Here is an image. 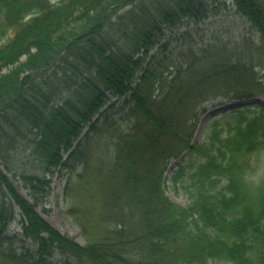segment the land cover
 <instances>
[{
    "label": "trees",
    "instance_id": "obj_1",
    "mask_svg": "<svg viewBox=\"0 0 264 264\" xmlns=\"http://www.w3.org/2000/svg\"><path fill=\"white\" fill-rule=\"evenodd\" d=\"M231 1L258 43L167 38L226 0H0V158L28 129L35 163L82 186L71 212L84 236L38 212L48 175L21 174L25 197L0 170V264H264V180H246L264 153V106L192 141L207 103L264 96V0ZM186 152L172 177L190 196L181 207L165 174ZM17 209L34 251L7 234Z\"/></svg>",
    "mask_w": 264,
    "mask_h": 264
},
{
    "label": "rangeland",
    "instance_id": "obj_2",
    "mask_svg": "<svg viewBox=\"0 0 264 264\" xmlns=\"http://www.w3.org/2000/svg\"><path fill=\"white\" fill-rule=\"evenodd\" d=\"M192 30L194 39L204 42L215 37H223L231 41H237L246 37L252 43L259 42V35L251 27L250 23L238 14L236 7L231 0H226L225 4L214 14L207 18L195 21L192 19H183L178 27L167 33L168 39H177L185 33V31ZM176 45V44H174ZM264 62V61H263ZM259 76L264 75V66L257 68ZM67 94V92H66ZM235 99H220L212 101L203 106L199 112V118L192 122L194 128L193 143H204L209 140L212 135L213 128L211 124L214 120L218 122L217 131H222L223 136L226 135L229 126L239 122L240 114L252 117L256 113H260L264 106V96H257L246 101V105L240 108L239 112H226L225 108L234 103ZM122 115H129V111L125 110ZM31 135L28 129H23L22 135L18 136L19 143H15L16 149L13 150L10 157L1 156L0 170L8 176L9 180L19 189L21 195L27 197V191L23 188V180L21 174L44 176L51 179L50 195L47 198V203L44 207H39L38 212L41 217L48 221L54 228L64 234H68L74 238L78 243L84 244V236L82 235L80 222L83 219L82 214L75 215L71 212L74 203L73 192L78 191V186L75 191L72 189L73 185H68L70 177L67 173L59 170H54L52 173L46 174L43 169L35 163L34 157L31 155ZM33 138V137H32ZM8 147V146H7ZM15 148V146H14ZM188 153H184L177 160H172L168 166L165 177L167 179L166 194L167 196L181 207H187L190 203V196L187 192L185 184L174 185L172 177L177 169V165L184 161ZM190 168H188L189 171ZM247 183L256 188L264 180V153L255 159V168L246 176ZM77 184L75 183V186ZM5 192V191H4ZM0 184V197L1 196ZM6 202L10 203L9 197ZM18 215L11 221L7 227V234L11 237V243L21 252L23 247L32 249L34 251L36 246L29 240H25L22 235V217L19 210H16ZM60 260V257H57ZM209 264H231L226 260H213Z\"/></svg>",
    "mask_w": 264,
    "mask_h": 264
},
{
    "label": "water",
    "instance_id": "obj_3",
    "mask_svg": "<svg viewBox=\"0 0 264 264\" xmlns=\"http://www.w3.org/2000/svg\"><path fill=\"white\" fill-rule=\"evenodd\" d=\"M245 103H246V101H237V102L232 103L231 105H229L225 109L230 110V109L235 108V107L246 105Z\"/></svg>",
    "mask_w": 264,
    "mask_h": 264
}]
</instances>
